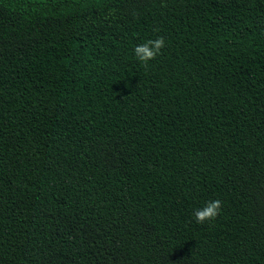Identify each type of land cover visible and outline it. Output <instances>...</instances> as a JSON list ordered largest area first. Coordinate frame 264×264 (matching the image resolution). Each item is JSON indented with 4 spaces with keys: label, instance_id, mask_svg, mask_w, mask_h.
Returning a JSON list of instances; mask_svg holds the SVG:
<instances>
[{
    "label": "trees",
    "instance_id": "1",
    "mask_svg": "<svg viewBox=\"0 0 264 264\" xmlns=\"http://www.w3.org/2000/svg\"><path fill=\"white\" fill-rule=\"evenodd\" d=\"M0 264H264V0H0Z\"/></svg>",
    "mask_w": 264,
    "mask_h": 264
},
{
    "label": "clouds",
    "instance_id": "2",
    "mask_svg": "<svg viewBox=\"0 0 264 264\" xmlns=\"http://www.w3.org/2000/svg\"><path fill=\"white\" fill-rule=\"evenodd\" d=\"M165 47L163 37H157L155 40H147L145 43L137 45L134 49L136 58L147 66L148 61L154 60L160 55ZM222 210V201L219 199L208 201L202 208L194 210L193 216L197 223L204 224L217 218Z\"/></svg>",
    "mask_w": 264,
    "mask_h": 264
}]
</instances>
